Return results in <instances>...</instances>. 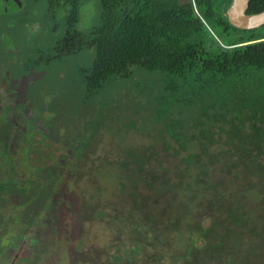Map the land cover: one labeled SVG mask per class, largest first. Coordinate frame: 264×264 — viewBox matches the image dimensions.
<instances>
[{
    "label": "trees",
    "instance_id": "trees-1",
    "mask_svg": "<svg viewBox=\"0 0 264 264\" xmlns=\"http://www.w3.org/2000/svg\"><path fill=\"white\" fill-rule=\"evenodd\" d=\"M32 1L22 0L25 4L19 9L17 24L6 25L22 30L25 42L33 34L31 28L48 24L38 42L31 36L26 40L30 48L24 43L23 64L31 65L27 60L40 58L36 69L44 70L83 50L93 55L89 66L76 71L83 86L75 98L76 108L71 106L74 114L54 109L51 97L49 109L69 121L80 117L74 137L78 152L101 131L121 139L116 145L117 159L103 164L115 175L117 215L128 221L133 241L124 258L113 247L115 254L102 264H119L125 259V264H134L146 246L163 244L180 246L178 255L173 252L170 257L173 264H264V35L255 32L264 26L249 31L232 27L226 18L232 0H99L95 23L83 31L77 24L80 8L88 0H41L45 16L39 24L29 17ZM263 10L264 0H251L246 14ZM246 32L251 35H241ZM29 53L32 56L26 55ZM143 71L159 74L157 82L163 87L151 101L158 104L155 119L165 129L157 131L163 142L161 150L152 141L151 146L141 148H135L136 143L125 146V135L112 126L125 113L124 102L118 94L103 96L111 83L145 76ZM49 85L51 96L53 83ZM64 91L67 96L72 94L70 89ZM95 98L93 105L88 104ZM186 125L196 134L188 135ZM164 133L184 153L172 166L165 164L171 145L164 142ZM146 134L143 131L144 137ZM217 139L223 148L212 151ZM192 141L197 146L188 150ZM216 167L234 180L246 181L245 192L257 189L261 197L257 207H248L238 192L206 194V189L213 191L207 180L219 182L213 174ZM0 177V191L11 189L20 195L19 212L29 203L40 205L35 217L22 212L16 218L18 222L32 221L31 230L46 217L52 196L58 201L54 179L41 175L39 166ZM179 191L191 192L189 200L180 201ZM195 194L202 199L192 206L205 213L208 224H186L189 201ZM176 201L180 202L177 207ZM47 246L38 253L35 248L36 263L49 258Z\"/></svg>",
    "mask_w": 264,
    "mask_h": 264
},
{
    "label": "rangeland",
    "instance_id": "rangeland-1",
    "mask_svg": "<svg viewBox=\"0 0 264 264\" xmlns=\"http://www.w3.org/2000/svg\"><path fill=\"white\" fill-rule=\"evenodd\" d=\"M32 4L34 5V11H31L29 17L34 18L36 21H42V18L45 16L43 1L33 0ZM6 5H8V8L10 9H16L19 3L18 0H12L9 2L0 0V12ZM98 14L99 0H88L80 8L77 27L83 31L90 28V26L95 23V19L98 17ZM8 20L12 23V19L9 18ZM46 27H48V24H46ZM46 27L41 25L39 28L44 29ZM33 29L34 27L31 28L32 33ZM213 32L218 36L216 39L220 40L221 37L219 36V32L216 30ZM255 32H260L261 35H264L263 29ZM11 34V38L16 40V45L22 44L23 47H25L24 43H26L27 47L30 48L31 45L28 44L26 40L29 39L32 34L25 37V42L23 41L24 34L22 30L14 31ZM235 35L237 37L239 36L238 34ZM241 35L249 36L251 33L246 32ZM92 56V51L83 50L74 56L64 59L62 62L51 63L50 66L44 70L36 69L38 67V63L31 64V66L25 62L24 64L26 65L20 63L16 67H9L7 71L12 76L20 75L23 72L27 73L28 69L29 71L33 70L34 72L42 71L43 76L41 79H38V83L48 86L47 79L53 83L50 96L52 99L54 98L52 100L53 108L57 111H64L67 109L71 114H74L71 106L76 108L75 104H77V101L75 98H77L76 95L77 93H80L81 87L83 86V84L80 86L78 83L80 78L78 77L76 71L80 68L83 69L84 67L89 66L92 61ZM23 59V56L19 57V61H22ZM1 74L4 75L3 72H1ZM144 74L146 75L135 76L129 80H117L111 83L110 86L106 88L107 90L104 92L103 96L109 97L118 94L120 101L124 102L123 108L125 113L118 116L119 119L114 122L112 126L114 128L118 127V129L122 131V134L125 135L127 141L125 146L130 145L131 143H136L137 147L135 148H141L142 145L145 146L149 144L151 146L152 141V145L155 144V148L157 150H161L163 142L157 131L160 130L165 132V129L162 125V121L155 119L156 115L154 114V110L155 106L158 104L155 102L152 104L151 101L162 93L163 87L160 86V82H157L156 77H159V74L151 75L146 72H144ZM74 75H76L78 79L74 78ZM61 76L64 79H61ZM46 89L49 90V87ZM68 89L72 92L70 96H67L64 91H67ZM34 93H36V91ZM38 94L40 93H37L36 95ZM95 100L96 98L93 100L90 99L88 104L93 105ZM31 103L33 104V99L31 100ZM47 103L48 101H45L46 108H44L43 111L39 108L37 118L38 120L45 119L47 123V132L51 137L48 141H46L45 145L41 146V149H39L42 151L39 155L40 158H34L31 156L32 162L37 165L40 164L42 167H54L55 165L60 166L57 172L61 170L70 178V181L67 184L68 194L71 192L75 200H85V202L89 205H99L100 208L91 213V219L87 218L83 220L81 224L73 226V228L70 226L68 228V226L65 225L62 232L55 233L52 237H49L50 240H53V254L49 258L40 261L38 264H83L81 261L82 259L76 257V251H78V254L81 255L82 258L85 256L84 253H86L87 259H89L90 256L93 257L94 255V260L99 261L98 263L94 262L92 264H102L106 261L105 259H108L110 258L109 256H113L115 254L112 249L113 247H117L116 249L118 251L116 252V255L120 254L124 258L126 256L125 251L132 246V235L129 234V229L127 228L128 224H126V222L128 221L124 218H118L117 215V209L119 207L116 205L117 203L114 200L117 188L115 175L108 165L103 164L106 159L112 162V160L118 157L119 153H117L118 150L116 145L119 144L118 142L121 139H117L116 136L110 135L106 131H101L96 140H90L91 143L89 145L87 144L85 148L78 152L75 148L78 142L77 139H73V136L77 133L78 129L76 127H78L82 120L80 117H77L69 121L64 117L59 116L57 113L52 112L49 109L51 102H49V104ZM129 106H132V109H130ZM56 116H58L60 120H58V117ZM32 120L33 117H28L24 122H29V124H31ZM163 121L166 120L163 119ZM184 129L188 135L194 131L193 129L189 130V125H186ZM143 131L147 132L145 137L143 135ZM194 133L196 134V131H194ZM29 134L30 132L27 133V135ZM162 137H165L164 142L170 141L166 133H164ZM169 143L171 146L165 153V164L167 166H172V164L180 161L181 157L184 156V153L177 149L175 143H172V141ZM215 144L216 145L212 147V151H218V149L223 148L221 139H217ZM187 145L188 150L197 146L195 141H192ZM0 152H7L13 158H15L17 154L15 150L13 151L10 148L4 150L2 145H0ZM76 155H79L78 158H76ZM74 158L77 159V162ZM61 161L63 162L62 165L59 164ZM4 162V160L0 159L1 171H4V169L7 168L3 167L6 165ZM9 167L14 169V165L12 163ZM213 170H215L213 174L216 175L215 177L219 182L215 180H207V184H209V187L213 191L206 189V194L209 195L216 192L218 195H221L222 191H225V193L238 192L242 195V197H244L247 206L249 205L248 207H257L261 197L256 194V191H258L256 186V190L251 189L252 191L249 190L245 192L246 186L248 185L246 181H243L241 178L234 180L228 172H224L223 170L220 171L218 167ZM214 185H217V187H214ZM190 195L191 192L184 193L179 191L178 198L180 201L184 202L186 201V197H188L189 200L191 197ZM195 196L196 197H194V199L192 198L189 201V215L186 218V224H208V219L206 218L205 213L201 209L199 211L197 208L194 209L192 206L193 203L202 199V196L200 195L195 194ZM66 197L68 198V195H66ZM70 200L67 201V203L74 202L73 200ZM164 202L165 201L162 200V203ZM179 203L180 202L176 201L174 203L175 207L179 206ZM77 206L80 207L78 204ZM8 208L9 204H0V219L3 218V215H6ZM60 211L61 214L67 213L65 210ZM182 215L184 216L183 213ZM64 229L69 232L67 238L64 237ZM73 230L74 235L71 236V232ZM170 237L174 238V235H170ZM27 241L28 243L24 246L26 253L27 250L30 252L33 251L32 244L34 239L28 238ZM177 245L178 244H170L169 246L167 245L164 247L163 244L159 247L155 245L152 248L146 246L144 252L137 254V257L134 259L137 260L134 264H173L170 257L173 255V252L175 255H178V248L180 246ZM1 249L0 259H4V256H6L8 260L9 258L13 259L12 256L14 253L8 254L6 251H2L4 249ZM126 260L127 259L121 260L122 262L119 264H125ZM23 263L24 259L20 253L14 257L13 264Z\"/></svg>",
    "mask_w": 264,
    "mask_h": 264
},
{
    "label": "flooded vegetation",
    "instance_id": "flooded-vegetation-1",
    "mask_svg": "<svg viewBox=\"0 0 264 264\" xmlns=\"http://www.w3.org/2000/svg\"><path fill=\"white\" fill-rule=\"evenodd\" d=\"M4 1L9 2L12 0ZM21 1L22 0H18L19 5L16 9H10L8 5L4 6L0 15L2 16L4 13L12 16L10 18L12 19V23L17 24V21L20 19L19 9L22 7ZM23 1L27 2V0ZM3 18V16L0 17V19H2L0 21V145H2L4 150L8 148L13 151L15 150L17 154L16 157L13 158L7 152H0V159L4 160V163H6L5 166H2L7 167L4 171L0 170V175L7 178L12 174H21L28 166H39L41 175L44 177L51 175L54 179L58 201L55 202V195L52 196V202L47 204L45 212L46 217L34 227L35 229L31 230L29 224L32 221L21 220V222H18L16 218L19 214L22 215V212H25V214L31 218L35 217L39 212L38 209H40V205L29 203L19 212L18 208L21 207V204L18 203L20 195L14 192L15 190L11 189L0 191V204H9L8 212L0 219V249H4L1 250L3 252L6 251L8 254L14 253L12 256L13 259L9 258L8 260V258L4 256V259H0V264H13L14 257L19 255V253L24 259L23 264H38V262L36 263L34 260L33 255L41 252L40 249L42 246L44 247L48 244L49 246L47 247L50 248L49 257L53 254V240H50L49 237H52L55 233L62 232L65 225L68 226V228L69 226L73 228V226L81 224L83 220L87 218L91 219V213L100 207L99 205H89L85 200L77 201L73 198L74 196L71 192L68 194L67 184L70 178L61 170L57 172L60 166L42 167L40 164L37 165L32 162L31 156L40 158L39 155L42 151L39 149H41V146L45 145L46 141L51 137L47 132V123L45 119L38 120L37 118L39 108L43 111L45 107V101H48L47 104L51 102L49 99L50 96L48 95L49 90L46 89L50 86V81L47 79L48 86L43 84L40 86L38 79H41L43 76L42 71L34 72L28 69L27 73L23 72L16 76H12L8 73L7 69H9V67H16L18 64L23 63V60L19 61V57L23 55V45L15 44L16 40L11 38V33L14 32V30L6 28V25L10 22L7 18ZM37 24H39V21ZM44 32L45 30L43 28H34L32 34L33 40L37 39L38 36ZM26 55L30 56L31 53ZM39 59L40 58L32 59V61L27 60V62L30 64H37L39 63L37 61ZM1 72H3L4 75H2ZM35 91L36 93H34ZM37 93L40 94L36 95ZM32 99L33 104L31 103ZM43 99L44 102L42 101ZM28 117H33L31 124H29V122H24ZM29 132L30 134L27 135ZM74 137L75 136H73V139ZM76 158H78V156H76ZM11 163L14 165V169L9 167ZM59 164L62 165L63 162L61 161ZM66 195H68V198ZM69 200H73L74 202L67 203ZM77 204L80 207H78ZM60 210H65L67 213L61 214ZM5 228L7 229L4 234ZM63 233L64 237L67 238L69 235L68 230L64 229ZM72 235H74V230L71 232V236ZM28 238L34 239L32 244L33 251L30 252L27 250L26 253L24 246L28 243ZM35 248L37 249V253L34 252ZM75 253L77 258L85 259L86 261V253H84L85 256L83 258L77 251ZM89 260L93 263L94 261L96 263L99 261L94 260V255L93 257L90 256Z\"/></svg>",
    "mask_w": 264,
    "mask_h": 264
},
{
    "label": "water",
    "instance_id": "water-1",
    "mask_svg": "<svg viewBox=\"0 0 264 264\" xmlns=\"http://www.w3.org/2000/svg\"><path fill=\"white\" fill-rule=\"evenodd\" d=\"M250 2L251 0H232L226 10L227 21L232 27L249 31L264 26V10L252 15L246 14Z\"/></svg>",
    "mask_w": 264,
    "mask_h": 264
}]
</instances>
